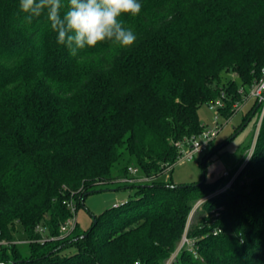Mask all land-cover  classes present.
<instances>
[{"label":"trees","instance_id":"obj_1","mask_svg":"<svg viewBox=\"0 0 264 264\" xmlns=\"http://www.w3.org/2000/svg\"><path fill=\"white\" fill-rule=\"evenodd\" d=\"M139 2V14L120 17L133 45L105 41L72 56L46 15L28 24L19 0H0V241L30 247L26 257L0 247V264H166L186 230L195 249L174 264H264V116L230 189L205 200L224 177L158 180L178 144L205 129L201 104L222 99L229 119L262 79L264 0ZM251 112L261 115L259 100ZM131 167L154 181L127 185L134 196L87 231L62 233L87 193Z\"/></svg>","mask_w":264,"mask_h":264},{"label":"rangeland","instance_id":"obj_2","mask_svg":"<svg viewBox=\"0 0 264 264\" xmlns=\"http://www.w3.org/2000/svg\"><path fill=\"white\" fill-rule=\"evenodd\" d=\"M254 102V100H248L247 96H243L241 103L236 105H240V108L229 119L221 116L218 110H212L208 104H201L198 108L201 125L204 128L218 127V136L208 147L206 153L197 155L192 161H177L175 166L169 172L162 174L158 180L168 182L171 179L174 185L181 186L200 181L212 184L224 177L225 186L217 189L205 200L216 197L230 189L234 180L246 169L254 154V143L257 139L256 131L260 117L258 112H251ZM248 146L251 148L244 152ZM207 156L210 158L205 163ZM228 184L230 187L225 190ZM95 191L86 197L84 207L78 208L75 214L76 222L81 231H87L91 227L94 216H99L106 209L134 196L136 190L128 188L127 185L117 184L97 188ZM197 204L193 207L190 218L194 215V208L197 207ZM13 242L19 243L17 244L18 249L25 257L29 255L30 247L27 241L18 237ZM71 251L73 252L74 249Z\"/></svg>","mask_w":264,"mask_h":264},{"label":"clouds","instance_id":"obj_3","mask_svg":"<svg viewBox=\"0 0 264 264\" xmlns=\"http://www.w3.org/2000/svg\"><path fill=\"white\" fill-rule=\"evenodd\" d=\"M139 0H19L25 14L24 21L46 15L59 45L72 56L100 42L127 47L137 39L134 32L124 26L122 14L135 16L142 10ZM66 11L61 14V9Z\"/></svg>","mask_w":264,"mask_h":264},{"label":"built area","instance_id":"obj_4","mask_svg":"<svg viewBox=\"0 0 264 264\" xmlns=\"http://www.w3.org/2000/svg\"><path fill=\"white\" fill-rule=\"evenodd\" d=\"M243 91V90H242ZM241 91V92H242ZM248 99L252 100H259L262 104V112L259 118V124L257 127V135L259 132V128L264 116V68L262 69V79L255 83L248 91L247 94ZM224 106V101L218 100L215 103L210 104V108L212 110H218L219 108H222ZM237 109L240 108V105L236 106ZM219 133V128H205L201 135L197 138H192V139H185L183 142L178 144V148L180 150V157L178 161H192L195 159L197 155H202L207 152L208 147L211 145V143L216 139ZM255 144V143H254ZM174 166H168L165 173L169 172ZM129 174L130 177L127 179L120 180L118 182L119 184H125V185H143L147 183H151L154 181L153 178L148 177L146 175H143L140 173L138 168L131 167L129 168ZM230 187V184H228L225 188ZM223 190V191H225ZM201 202V201H199ZM197 204V207L194 208V212L197 210L198 207L203 204V201L201 203ZM127 203V200L123 201L122 203L115 204L113 207H119L122 204ZM69 208L71 209L72 212H74V206L72 204L69 205ZM76 217L74 216L71 220H69L61 229L62 233L64 235L71 233L75 227H76ZM188 229V227H187ZM17 245L19 244L18 242H8V241H0V247L2 246H10V245ZM195 241L191 240L187 237V230L185 234L182 237L181 243L177 250L172 254L171 258L167 261L166 264H174V262L177 259V256L179 255L180 251L184 248H188L191 252L194 251L195 249Z\"/></svg>","mask_w":264,"mask_h":264},{"label":"water","instance_id":"obj_5","mask_svg":"<svg viewBox=\"0 0 264 264\" xmlns=\"http://www.w3.org/2000/svg\"><path fill=\"white\" fill-rule=\"evenodd\" d=\"M260 103H261V102H260ZM91 194H92V193H87L86 196H89V195H91Z\"/></svg>","mask_w":264,"mask_h":264},{"label":"crops","instance_id":"obj_6","mask_svg":"<svg viewBox=\"0 0 264 264\" xmlns=\"http://www.w3.org/2000/svg\"><path fill=\"white\" fill-rule=\"evenodd\" d=\"M248 100H252V99H248ZM255 101V100H254Z\"/></svg>","mask_w":264,"mask_h":264}]
</instances>
